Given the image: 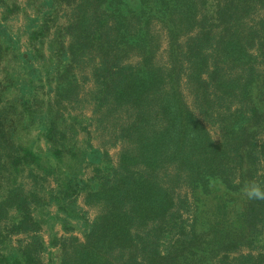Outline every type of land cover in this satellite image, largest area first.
Masks as SVG:
<instances>
[{
	"label": "trees",
	"instance_id": "1",
	"mask_svg": "<svg viewBox=\"0 0 264 264\" xmlns=\"http://www.w3.org/2000/svg\"><path fill=\"white\" fill-rule=\"evenodd\" d=\"M66 5L52 37L47 21L29 29L22 56L0 33V99L14 85L22 93L8 100L11 111L0 104V264L44 263L31 210L47 190L65 230L78 191L99 207L84 239L60 240L58 264H264V200L243 192L264 160V142L254 140L264 130V16L255 17L264 0ZM0 6L6 20L19 8L15 0ZM153 19L165 30L164 63ZM84 101L120 150L115 164L103 157L83 181L85 125L73 110ZM43 118L45 149L26 139ZM209 123L218 124V140ZM50 177L56 187L46 189ZM236 191L245 205L232 214L224 201Z\"/></svg>",
	"mask_w": 264,
	"mask_h": 264
},
{
	"label": "rangeland",
	"instance_id": "2",
	"mask_svg": "<svg viewBox=\"0 0 264 264\" xmlns=\"http://www.w3.org/2000/svg\"><path fill=\"white\" fill-rule=\"evenodd\" d=\"M11 1V0H10ZM13 1V0H12ZM19 6L18 11L10 16V18L3 19L2 12L3 7L0 6V33L2 34V39L5 43H9L17 51V53L22 56L23 52L30 48V42L28 40V32L30 28H36V26L46 22L49 25L50 37L54 32L64 26L66 21V12L69 10V6L66 5V1H62L59 5L57 0H15ZM27 16V18H26ZM264 16V9L259 10L255 17ZM153 29L159 35H161V47L157 53V60L160 63L166 61L165 47V30L162 28V24L158 19H153L152 21ZM65 42L68 41V35L64 37ZM47 41V39H46ZM46 48V46H45ZM34 65L39 67L38 60L34 61ZM20 67V65H19ZM4 79L3 73L0 70V82ZM91 83L85 84L84 89H88ZM186 86V85H184ZM15 89H12L0 99V104H7V108L11 111L13 104L8 103V100L14 96H19L22 94L20 87L14 85ZM48 86H45L42 91H46ZM184 93L188 96V101L191 102V97L188 95V90L184 87ZM83 95V92H82ZM4 102V103H3ZM225 104H221L223 110H228L224 108ZM236 106V105H235ZM234 107V106H233ZM230 107V109H233ZM73 112L81 113L82 123L84 129H80L78 132V138L81 145L85 148L86 156L82 161L81 165V175L80 178L88 180L92 175V168L98 163H102V158L110 160L111 164L117 162L118 152L120 150L119 144L108 143V137L106 135H101L100 128L96 122V116L93 112V103L91 101H84L83 104H79L77 109ZM46 120L45 118L40 119L37 123L31 126V130L26 134L27 141H30L35 147L37 145L46 147V140L43 137V132L45 130ZM207 129L209 130L212 138L218 140L220 137V129L218 124H207ZM256 143L264 142V130H260L256 137L254 138ZM255 159H259V155L255 154ZM258 155V156H257ZM94 159V160H93ZM255 173L253 180L259 182L262 178L261 175L264 173V160L259 159L257 165H255ZM49 187H56L55 182L50 177ZM46 199L43 206L33 205L31 213L33 217L40 221V236L43 239L44 248L41 251V257L44 261L43 264H58V259L56 258L60 252V240L62 238L69 237L70 235H77L81 240L84 239L85 231H88L90 226L93 224L96 216L99 213V207L97 205H89L84 200V191H78L75 196L74 208L72 210L73 217H70L66 221L70 224L71 230H65L63 228L62 217H64L62 212L57 210V203L55 200L51 199L47 193H45ZM43 195V196H44ZM245 197L239 192H234L224 201L225 209L230 213L237 212L241 209L242 205H245ZM193 206L190 205V210L185 214L190 220L193 211ZM48 214V216H44ZM45 219V221H43ZM262 234H264V227ZM24 238L22 234L18 236H13V239ZM261 241V239H260ZM15 245L16 242L13 241ZM250 249L247 246H242L240 248L241 252H247ZM254 251H256L253 248ZM264 250V249H263Z\"/></svg>",
	"mask_w": 264,
	"mask_h": 264
},
{
	"label": "clouds",
	"instance_id": "3",
	"mask_svg": "<svg viewBox=\"0 0 264 264\" xmlns=\"http://www.w3.org/2000/svg\"><path fill=\"white\" fill-rule=\"evenodd\" d=\"M244 195L249 199L264 200V185L250 181L243 188Z\"/></svg>",
	"mask_w": 264,
	"mask_h": 264
}]
</instances>
